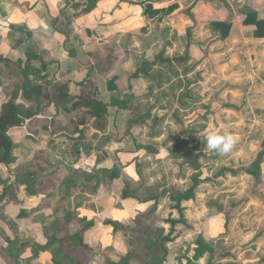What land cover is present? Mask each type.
Returning <instances> with one entry per match:
<instances>
[{
  "label": "rangeland",
  "instance_id": "1",
  "mask_svg": "<svg viewBox=\"0 0 264 264\" xmlns=\"http://www.w3.org/2000/svg\"><path fill=\"white\" fill-rule=\"evenodd\" d=\"M46 1L52 25L29 22V29L22 23L5 31L2 48L11 59L0 56V84L6 86L7 97L21 83L25 54L44 60L45 32L80 28L85 52H122L108 75L93 83L101 85L97 99L109 103L114 98L127 107L108 108L106 129L88 134L87 151L81 152L78 162L73 161L65 136L50 134L42 122L8 130L16 160L0 167V264H54V249L63 245V233H55L58 242L52 246L47 243L71 214L80 219L79 226L91 224L84 241L93 254L74 252L84 264L120 262L129 253L130 264H186L197 240L213 253L193 264H264V84L252 74L247 58L241 71L225 67L237 66L239 61L222 57V45L211 49L205 38L209 25L200 27L203 34L197 37L190 32L197 20L220 17L219 0H211L215 2L201 13L194 10V0L187 1L189 23L174 30L162 18L177 4L167 11L171 5L155 9L158 2H153L160 13L151 17L143 14L144 3L139 0H106L101 13L95 8L82 12L91 0ZM28 5L16 13L32 12L33 6ZM144 19L154 21L147 24ZM66 46L74 49L72 43ZM211 52L217 54L215 59L207 58ZM29 64L39 68L38 60ZM115 75L117 90L109 92L106 81ZM231 105L238 110L229 109ZM57 113V107L51 106L46 116ZM138 113L142 124L129 129V120ZM213 127L237 137L229 156L207 150L206 134ZM106 137L110 141L105 142ZM37 152L49 155L45 173H54L56 180L45 197L29 196L19 184L26 167L33 168ZM222 167L256 170V178L244 173L239 178L229 174L216 178ZM113 172L117 176L110 177ZM192 178L199 181L194 198L180 203L183 221L171 229L167 222L181 219L171 198L188 190ZM122 182H127L134 198L122 199ZM152 195L156 198L149 199ZM106 222L120 227L114 231Z\"/></svg>",
  "mask_w": 264,
  "mask_h": 264
},
{
  "label": "trees",
  "instance_id": "2",
  "mask_svg": "<svg viewBox=\"0 0 264 264\" xmlns=\"http://www.w3.org/2000/svg\"><path fill=\"white\" fill-rule=\"evenodd\" d=\"M100 0H91L90 6L87 10H82L83 13H87L95 8L96 4ZM140 3H144L143 14L150 15L151 17L160 13L153 8V2L173 1V0H139ZM175 7V4L171 5L167 11H171ZM243 26H253L255 28L254 36L258 39L264 38V22L257 19L255 11H248L243 14ZM231 23L214 20L209 24V28L212 32V38L207 43H214L216 41H223L227 39L231 32ZM106 47H104L105 49ZM102 52H96L94 59V70L103 78L113 69L118 59L123 55L120 50H106ZM124 60L128 55H124ZM26 62L22 68L21 83L15 85V88L10 93L6 100L0 103V165H11L15 162L13 156V142L8 130L12 127H19L23 123L31 122V125L37 123H43V129L48 131L52 135H63L68 141L67 147L73 150V161L78 162L81 152H86L85 141L88 134L91 131L94 133L102 132L106 129L107 122L106 117L109 107H116L117 109H126L127 104L123 102L120 106L114 98L110 99L109 103L102 102L96 98L97 88L89 79L90 72L87 73L86 78L78 83H60L57 81L49 80L46 74L47 63H45L38 56L27 52L25 54ZM31 60H38L40 62V68L35 69L30 66ZM139 70L132 74L133 78H137ZM31 78V79H30ZM104 79V78H103ZM117 76H112L106 81V89L109 92L117 90L116 82ZM56 106L58 113L47 117L46 112L49 107ZM229 109L238 110L237 107L231 105ZM62 119V123L59 122ZM143 118L139 113L136 117L129 120V129L138 124H142ZM64 122V123H63ZM62 131H67L62 133ZM37 133V132H34ZM109 138H105V142H108ZM110 141V140H109ZM42 160V161H41ZM50 157L44 152H37L35 154L33 168H27L22 174V179H19V184L25 187V191L29 196H47L51 189L54 188L56 180L53 178V174L45 173L49 165ZM249 174L253 178H256V170L245 169L238 172L235 167H222L215 175L216 178L223 177L229 174L233 178H239L241 174ZM42 175L41 178L35 179L37 175ZM115 172L110 174V177H115ZM199 181L196 178H192V186L182 194H177L171 198V201L176 203L177 210L181 219L179 221L170 220L167 222L170 228L173 229L176 224L182 223V208L180 203L183 201H189L194 198V189ZM122 199L134 198V192L128 187L127 182H122L121 188ZM63 198H66L64 196ZM156 198L154 195L149 199ZM156 204V202H155ZM72 215V214H71ZM65 216L63 226L56 227L53 231L52 237L47 243V247L52 246L53 243L58 242L55 233H63L64 243L58 248L54 249L53 256L54 264H84L83 260L77 257L74 252L76 250L84 251L87 255L93 254V249L84 241V234L91 224L85 226H79L80 219H75L73 216ZM72 217V218H71ZM78 226L76 225V223ZM114 231L119 229L120 224L117 222H106ZM75 224L74 227L71 225ZM164 230H161V235ZM168 241V238H166ZM164 245L161 242L160 247ZM212 254L213 250L202 240H197L196 248L194 249L193 257L186 258V264H193L199 261L206 254ZM166 254V250H164ZM60 260H63L60 263ZM131 254H126L120 262H107V264H130ZM264 262V260H263ZM85 264H89L88 262Z\"/></svg>",
  "mask_w": 264,
  "mask_h": 264
},
{
  "label": "crops",
  "instance_id": "3",
  "mask_svg": "<svg viewBox=\"0 0 264 264\" xmlns=\"http://www.w3.org/2000/svg\"><path fill=\"white\" fill-rule=\"evenodd\" d=\"M187 1L189 0L162 1L158 2L154 7L155 9H163L167 5L177 4L176 9L170 15L167 17L163 16L162 23L168 25V27L173 30L174 28L183 29V27L185 28V24L189 23L187 19H185L187 14L185 12V6L188 3ZM194 1V10L197 13H201L199 10H202L204 6L211 7V3L215 2L211 0ZM44 2H46V4ZM104 2H106V0H100L96 4L94 10L100 11L99 8H101V5L104 4ZM28 3L30 5H28ZM27 5L33 6L32 12L26 14L24 11L21 15L16 13V9H19L20 6L25 7ZM125 5L131 6L127 4ZM48 7L49 5L46 0H0V28H2V31L0 32V48L6 45L5 41L7 40V37H5V31L7 32L11 25L21 27L24 24L27 28L29 22L34 25L43 26L51 24L48 15ZM126 10L127 12H130V10ZM217 11L219 12L220 17L212 19L211 17H206L203 20H197L195 27L192 31L190 30L191 34L195 35V37H197L198 34L202 35L203 33L198 31L199 28L202 26L204 28V24L209 25L210 22L214 20L231 23L232 27L229 37L223 41L210 43L212 46L211 49H213L214 46L218 47L222 45L223 50L220 51L222 57L229 56L230 58H233V60L239 61L237 66L234 67H229L225 64V67L228 69H237L239 71L245 69L246 66H243L242 63L244 61L243 58H247L249 65L253 68L251 70L252 74L256 76L260 84H264V38H256L254 36L255 28L253 26H243L242 24L244 19L243 14L248 11H255L257 19L264 22V0H237L236 2L233 0H219L218 5L216 6V12ZM78 12L79 10L76 13ZM70 13L74 12L70 10ZM84 16L87 17L88 14ZM84 16L81 17L83 20ZM144 20L147 24H151V22L154 21V19ZM69 22L70 18L67 20V23ZM82 25L83 24H81V26ZM76 30L74 31L72 29L69 32L66 31V33H63V31L56 28L55 30L53 29L52 32H45L47 37H42V51L46 53L43 61L47 63L46 74L49 80L60 83H78L86 78L88 72H90L89 79L92 83H96L99 78H102L99 77L100 75L94 70V63L92 61L96 51H94L95 54L92 52L90 53L88 50L86 52L84 51V46L82 45L85 40L81 35L80 28ZM13 31H17V29L13 28ZM205 32H207L205 38L208 42L212 38V32L209 27ZM205 38H202L201 36V40ZM50 42L54 44L52 48L47 47ZM69 43H72L74 49L67 50L66 44ZM6 55L7 54L4 53L3 48L0 49V56L11 59L10 56ZM215 57H217V54L212 52L207 56V58L210 59H215ZM39 58L42 59V57ZM222 80L224 79L222 78ZM95 85L96 88L98 87L99 91H101V85ZM4 99H7V88L5 85L3 86L0 84V102L4 101ZM2 166L5 165H0V167Z\"/></svg>",
  "mask_w": 264,
  "mask_h": 264
},
{
  "label": "clouds",
  "instance_id": "4",
  "mask_svg": "<svg viewBox=\"0 0 264 264\" xmlns=\"http://www.w3.org/2000/svg\"><path fill=\"white\" fill-rule=\"evenodd\" d=\"M237 144V137L227 129L210 128L206 134V147L220 157L229 156Z\"/></svg>",
  "mask_w": 264,
  "mask_h": 264
},
{
  "label": "water",
  "instance_id": "5",
  "mask_svg": "<svg viewBox=\"0 0 264 264\" xmlns=\"http://www.w3.org/2000/svg\"><path fill=\"white\" fill-rule=\"evenodd\" d=\"M234 2H236L237 0H233Z\"/></svg>",
  "mask_w": 264,
  "mask_h": 264
}]
</instances>
